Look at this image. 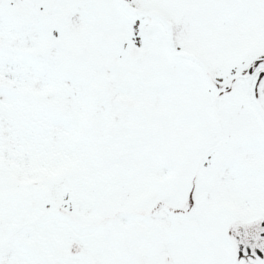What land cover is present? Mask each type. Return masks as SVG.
<instances>
[{
    "label": "snow or ice",
    "instance_id": "1",
    "mask_svg": "<svg viewBox=\"0 0 264 264\" xmlns=\"http://www.w3.org/2000/svg\"><path fill=\"white\" fill-rule=\"evenodd\" d=\"M0 264H264V0H0Z\"/></svg>",
    "mask_w": 264,
    "mask_h": 264
}]
</instances>
